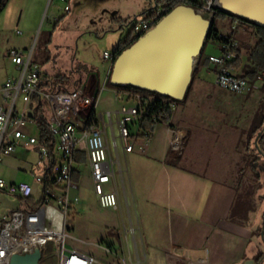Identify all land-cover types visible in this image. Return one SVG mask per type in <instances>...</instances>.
<instances>
[{
	"label": "rangeland",
	"instance_id": "1",
	"mask_svg": "<svg viewBox=\"0 0 264 264\" xmlns=\"http://www.w3.org/2000/svg\"><path fill=\"white\" fill-rule=\"evenodd\" d=\"M20 4L23 5L19 7L17 15V21L20 23L13 26L11 31L3 30L4 22L0 17V69L3 65V53L6 49L11 46L24 47L25 45L30 48L33 45L35 50L34 61L40 66L42 72L47 74L50 83L44 85L43 90H58L60 86L73 88L75 81H84L87 74L91 73L100 82L101 93L99 92L98 95L100 98L96 107V114L99 116L100 113L110 111L113 113V121H115V112L120 108L122 101L115 99V91L119 90L118 87L113 86L110 80H105L111 60L104 58V52L112 53L121 39L130 34L133 20L141 16V14H134V11L139 8L138 1L70 0L72 9L69 12L64 10L65 3L60 0L53 2L45 0L43 5L40 0H21ZM23 9L24 13L21 16ZM59 17L62 18L56 25V20ZM215 26L223 34L233 31L235 34L237 33L238 38L236 39L242 46V54L235 62V73L244 75L247 71L252 70L253 65L249 58V49L251 48L250 44L255 46V42L259 40L257 32H254L256 35L254 37L253 35H246L247 31L242 26L234 30L230 21L222 16L216 17ZM15 29H19L23 34L16 35ZM28 29L33 30L30 39L28 38ZM244 35L250 37L248 41H246V37H243ZM219 54L218 43L207 41L202 57L205 59L210 55ZM208 68L211 67L208 66ZM208 68L205 72L214 77L213 71ZM262 90L260 88L254 89L247 95L213 87L212 90L205 91L204 95L195 100L187 102L185 98L180 101L174 116L175 118L179 117L185 110L181 116L182 120H178V118L176 121L179 123H172L173 120L171 121V127L175 131L186 130L187 144L190 136L187 129L188 125L193 126L192 129L196 127L190 137L187 156L192 155L195 149L201 145V134L206 135L208 137L206 145L209 144V147L203 151L205 154L202 157L207 160L211 159L210 164L220 162L215 160V157H222L223 161H227L232 167V172L237 170V180L229 181L239 191L233 207L232 219L244 225L256 226V235L260 234V229L264 223V156H261L256 148L258 138H255L252 132L249 134V137L252 138H247V125L253 121L254 125L261 126L264 121V89ZM143 94L146 95V93ZM205 95L206 97H204ZM132 103L133 101L128 102V104ZM189 109L192 110L189 114L194 117L189 118L187 116L186 113ZM201 113L205 116H196ZM100 122L102 123V120ZM237 122L243 125L241 128L243 131L245 130L241 135L240 143L235 144V149L217 148L216 146L221 144L222 139L221 137L217 140L220 129L227 131L226 135L229 137L232 134L231 130L235 129L234 123ZM199 128L207 132H200ZM115 133L118 134L116 125ZM160 134L163 149L168 144L170 147V140L172 136L173 138L175 136L174 130L167 133L166 130L160 129ZM187 144L181 154L186 150ZM229 144L231 145V142ZM37 158L34 149L18 147L15 156L5 157L3 164H0V176L10 182L13 179L28 181L34 185L37 194L39 186L34 180L35 175L40 174V169L35 165ZM254 159L256 160L253 162ZM252 163L254 168L251 166ZM164 168L165 173L172 172L170 162L164 161ZM166 176L162 185L165 201L169 195V188V196L173 197L171 190L174 183L173 178ZM78 182L80 189L74 190L73 193L79 195L81 201L69 213L66 240L68 250L75 247L95 255L97 262L94 264H164L162 258H159V254L155 260H152L150 256L147 258L143 251L139 231H133L130 226L128 227V236L132 240V248L138 249L139 255H133L132 259L126 257L127 261H122L121 259L117 260L114 254H107L104 247L108 245L113 247V252L121 254L126 247L127 238L122 219L120 217L118 222V216L110 215L106 209H102L98 205L90 171L87 168H82V175ZM16 202V198L1 195L0 216L15 209ZM125 217L127 219V216ZM42 264H53V260L42 258Z\"/></svg>",
	"mask_w": 264,
	"mask_h": 264
},
{
	"label": "built area",
	"instance_id": "2",
	"mask_svg": "<svg viewBox=\"0 0 264 264\" xmlns=\"http://www.w3.org/2000/svg\"><path fill=\"white\" fill-rule=\"evenodd\" d=\"M60 1L65 3L64 10L69 12L70 0ZM196 6L201 7L202 15L215 21L219 0H198ZM165 11L166 5L156 3L145 14L136 17L132 22L130 38L137 39L151 29L160 20V13ZM243 22L242 18L231 16L230 23L234 30ZM210 41L218 43L220 50L219 55L208 57L215 68L219 88L248 93L256 87L255 82L264 80V70L257 73L254 81L235 73V62L241 53L234 35L217 31ZM34 51L33 45L28 49L8 50V58L15 65L17 75L9 77L1 86L4 104L0 105V164H3L5 157L14 156L18 147L32 148L38 156L35 165L40 169V174L34 178L39 186L37 194L34 185L28 181L10 182L0 176V196L6 195L20 201L18 208L0 216V264H10L13 254L33 252L36 247L42 251L39 264H42V258H50L53 264H94L97 262L95 255L75 247L69 250L66 247L69 213L81 201L80 196L73 193L80 189L75 176L80 177L82 168H87L98 205L102 209H117L119 197L114 184L115 161L109 156L105 130L108 127L113 130L116 125L118 134L112 131L113 146L117 149L120 143L126 152H132L136 144L140 150H144L154 128H141L144 109L139 94L117 92L115 99L122 102L113 121L110 111L101 114L100 118L97 114L93 116L92 110L96 111L99 94L91 95L82 87L43 90V72L34 61ZM104 58L114 60L115 55L105 51ZM129 98H132V104H128ZM40 104L48 109L47 138H42L34 117ZM177 107V102L171 103L173 112ZM177 131L174 130L175 136ZM38 213L54 215L56 230L41 231L31 223H23V216H38ZM104 249L107 254L113 253L110 246Z\"/></svg>",
	"mask_w": 264,
	"mask_h": 264
},
{
	"label": "crops",
	"instance_id": "3",
	"mask_svg": "<svg viewBox=\"0 0 264 264\" xmlns=\"http://www.w3.org/2000/svg\"><path fill=\"white\" fill-rule=\"evenodd\" d=\"M44 1L40 0L42 5ZM137 1L139 8L134 11V14L148 11L157 3V0ZM20 3L21 0H8L5 7L0 11V17L4 22L3 30L11 31L13 26L20 23L17 21L18 9L23 6ZM23 13L24 9L21 16ZM226 18L230 21L231 16ZM240 26L247 31L246 35L256 36L254 35L256 29L251 23L244 21ZM217 30L221 32L218 28ZM18 31L20 30L15 29L16 35L23 34V32L18 33ZM28 32V38L30 39L33 30L28 29ZM230 34L238 38L235 31L227 35ZM249 38L247 36L246 41ZM237 41L239 40L237 39ZM250 47L249 54L254 46L250 44ZM11 48L28 49L26 45L24 47L11 46L3 53V65L0 69V105L4 104L1 86L9 77L17 75L16 67L7 55L8 50ZM239 49L242 54L240 44ZM200 59L195 65L193 80L186 97L187 102L201 97L205 91L212 90L213 87L218 88L214 66L208 61V58L201 57ZM208 66L211 68H208ZM112 67L113 60H111L110 67L106 71V81L110 80ZM207 68L213 71L214 77L205 72ZM43 81V86L50 84L48 76L44 72ZM254 84L256 87L251 91L259 88L264 89L263 80ZM99 85L100 82L96 77L88 73L84 81H75L73 88L79 86L85 88L89 94L96 95L100 92ZM59 88L62 89L63 87L60 86ZM117 92L119 90L115 91V98ZM125 93L133 94L128 91H125ZM248 93L245 94L249 95ZM130 101L132 102V98L128 99V102ZM175 111L172 115V123H179L176 120L178 118V120H182L181 116L185 113V110L176 118L174 116ZM190 111L192 110L189 109L186 113L187 116L189 118L194 117L189 114ZM100 116L101 113L99 118ZM196 116H205V114L201 113ZM253 123L252 121L247 125V138H252L249 137V134L259 126ZM234 125L235 129L231 130L232 134L229 137L226 135L227 131L220 129L217 140L221 137L222 139L221 144L216 146L217 148L235 149V144L240 143L241 135L245 130H242L241 126L243 125L238 122ZM190 126L188 125L187 128L190 132L189 141L196 129V127L192 129L193 126ZM160 129L166 130L167 133L175 130L166 123H158L155 125L150 141L144 150H140L138 144H136L132 152H126L120 143L117 149L113 146V132L116 134L115 125L113 130L110 127L105 130L109 156L115 161L114 184L119 197V207L106 210L110 215L118 216V222L121 217L127 238L126 247L123 249L122 254L119 252L110 254L116 255L117 260L121 259L122 261L126 260V257L132 259L133 255H139L138 249L132 248V240L128 236V227L130 226L133 231H139L143 251L147 258L150 256L152 260H155L159 254V258H162L164 264H258L256 257L264 250V242L260 234H255L257 231L256 226L244 225L232 219L233 207L239 191L229 181L237 180V170L235 169L232 172V167L229 166L227 161L225 163L222 157H215V160L220 162H212L211 164V159L207 160L202 157L205 154L203 151L209 147V144L206 145L208 143L206 135L201 134V145L195 149L192 155L187 156L190 142L188 141L187 144V132L183 129L177 131L174 140L172 136L170 140V147L173 140L172 158L169 157L170 147L168 144L163 149L160 141ZM200 132L205 133L207 131L200 129ZM229 142H231V145ZM186 144V150L180 155ZM164 161L170 162L172 172L165 173ZM166 175H168V178H173L174 183L171 190L173 197L169 196V188V195L165 201L162 185ZM12 181L17 182L15 179ZM108 188L111 189L112 186L109 185ZM16 203L15 207L18 208L20 206L19 200ZM125 216H127V219ZM111 248L113 250V247Z\"/></svg>",
	"mask_w": 264,
	"mask_h": 264
},
{
	"label": "water",
	"instance_id": "4",
	"mask_svg": "<svg viewBox=\"0 0 264 264\" xmlns=\"http://www.w3.org/2000/svg\"><path fill=\"white\" fill-rule=\"evenodd\" d=\"M3 0H0V3ZM219 9L264 27V0H219ZM214 20L179 4L113 60L110 82L183 101ZM114 53V51H113ZM41 248L13 254L10 264H39Z\"/></svg>",
	"mask_w": 264,
	"mask_h": 264
},
{
	"label": "trees",
	"instance_id": "5",
	"mask_svg": "<svg viewBox=\"0 0 264 264\" xmlns=\"http://www.w3.org/2000/svg\"><path fill=\"white\" fill-rule=\"evenodd\" d=\"M8 0H3L0 3V11L5 7L6 2ZM198 0H157L156 2L162 3L166 5L167 11L169 12L172 8L179 4H186L192 7L197 8L196 3ZM165 11L166 13H168ZM147 11L141 13V15L145 14ZM230 14L224 12L221 9H218V12L216 14L217 16L227 17ZM232 16V15H231ZM234 16V15H233ZM62 17H59L56 20V25L59 23ZM244 21L249 22L248 20L244 19ZM251 23V22H249ZM216 18L213 24V28L211 29L210 33L207 36L206 42L210 40L213 33L217 32L216 29ZM252 24V23H251ZM254 28L256 29L257 35L259 36V40L256 43V45L250 50L249 58L251 60V63L253 65V69L250 71H247L244 75V77L249 78L251 81H254L256 78L257 73L260 70H264V27L256 26L252 24ZM137 39H131L130 35L126 37V39L123 41L121 40L118 46L114 49V55L118 56L124 49L128 48L130 45H132ZM205 42V44H206ZM205 46V45H204ZM204 49V48H203ZM203 53V51H202ZM202 53L199 57V59L202 57ZM79 87V86H78ZM119 91H128L134 94H139L142 98V104L144 109L143 119L141 120V128L145 130H152L155 125L158 123H166L170 126L172 125L170 123V118L173 115V110L171 109V103L177 102L179 105V101H176L168 96H163L158 93L142 90L139 88H135L129 85H121L117 86ZM143 93H146L144 95ZM188 93V92H187ZM98 94V93H97ZM187 97V96H186ZM185 97V98H186ZM93 111V116L96 114V111ZM35 119L37 120L38 126L41 129L42 132V138L48 137V128H47V117H48V109L44 104H40L34 114ZM253 136L258 138L257 140V146L256 148L259 150V153L261 156H264V121L261 123V126L256 127L252 131ZM255 148V149H256ZM253 149V150H255ZM260 156V157H261ZM259 157V158H260ZM256 159L253 160V162ZM252 168H254V164L252 163ZM79 175L75 176V179L78 181ZM260 236L263 239L264 242V223L263 227L260 229ZM256 260L258 264H264V251L260 252Z\"/></svg>",
	"mask_w": 264,
	"mask_h": 264
},
{
	"label": "bare ground",
	"instance_id": "6",
	"mask_svg": "<svg viewBox=\"0 0 264 264\" xmlns=\"http://www.w3.org/2000/svg\"><path fill=\"white\" fill-rule=\"evenodd\" d=\"M195 8V7H194ZM201 14V7L195 8ZM168 12V11H167ZM166 14L160 13V19ZM207 18V15H203ZM201 60V59H200ZM23 223H31L41 231H54L56 230V219L54 215H47V213H38V216H23Z\"/></svg>",
	"mask_w": 264,
	"mask_h": 264
}]
</instances>
